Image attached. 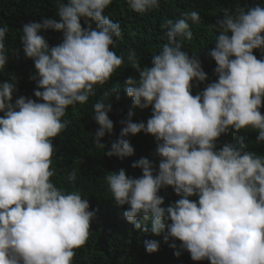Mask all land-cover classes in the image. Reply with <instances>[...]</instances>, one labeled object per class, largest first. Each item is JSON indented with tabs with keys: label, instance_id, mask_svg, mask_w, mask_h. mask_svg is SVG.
<instances>
[{
	"label": "clouds",
	"instance_id": "9594fccd",
	"mask_svg": "<svg viewBox=\"0 0 264 264\" xmlns=\"http://www.w3.org/2000/svg\"><path fill=\"white\" fill-rule=\"evenodd\" d=\"M111 3L67 0L58 8L59 20L45 18L22 27L23 52L36 70L30 77L37 83L34 96L43 102L19 96L12 103L15 83L0 82V264H72L74 249L88 239L95 211L79 193H65L50 181L52 140L67 127L68 121H61L66 108L86 103L95 95L94 85L107 82L124 63L110 50L122 35L120 24L103 14ZM126 3L144 13L157 8L159 0ZM188 20L199 22L200 14L192 11L166 21L167 42L152 56L150 67L141 68L129 52L139 78H126V93L135 106H151L152 112L145 123L132 122L130 111L120 121V137L105 152L120 159L133 155L124 137L143 131L157 141L158 171L154 174L152 163L142 157L132 164L142 170L140 177L120 169L105 179L116 205H128L123 213L128 222L155 235L166 230L165 239L179 240L192 260L264 264V157L243 144L215 150L216 139L229 127L251 126L258 130L257 142L264 141V58L253 54V49L264 51V7L224 10L210 52L218 79L195 96L191 81H205L206 73L195 56L181 50V40L192 39ZM41 29L62 32V42L49 47L38 34ZM6 32L0 27V68L7 62ZM108 101L105 93L93 106L92 119L99 125L93 139L101 147L100 139L113 130ZM76 178L75 171L69 173L70 182ZM165 186L180 198L162 207L158 192ZM193 195L198 200H190ZM149 221L150 229L145 226ZM144 244L149 254L159 249L156 240Z\"/></svg>",
	"mask_w": 264,
	"mask_h": 264
},
{
	"label": "trees",
	"instance_id": "16d2710c",
	"mask_svg": "<svg viewBox=\"0 0 264 264\" xmlns=\"http://www.w3.org/2000/svg\"><path fill=\"white\" fill-rule=\"evenodd\" d=\"M63 3H67V0H0V27L7 28L4 39L7 62L0 68V82L7 80L15 83L16 91L13 93L12 103H15L19 96L43 102L34 96V90H38L37 83L30 77L36 70L33 60L23 52L22 27L26 23L40 22L45 18L59 20L58 8ZM256 4L264 7V0H159L157 8L144 13L131 10L126 0H112L105 8L103 14L113 22H118L122 31L120 38H114L116 42L110 45V50L123 57L124 63L112 73L107 82L94 85L95 95L89 96L86 103H76L66 108L61 121H68L67 127L52 140L54 151L50 170L53 175L50 181L65 193H79L83 199L88 200L89 210L95 211L88 239L83 246L74 249L72 264H210L207 259L192 260L190 254L180 247L179 240H166V230L155 235L150 230L144 232L136 229L124 218L123 213L128 205L117 206L112 199L105 179L111 172L124 169L126 175L138 178L142 175V170L132 167V164L142 157L152 163L154 174L158 171L161 158L156 153L157 141L154 136L141 131L124 137L133 146L134 154L123 159L107 156L105 152L110 149L111 143L120 137L124 126L120 121L128 119L130 111L133 113L132 122L145 123L152 112L151 106L144 109L135 106L132 97L126 93V78H139L138 71L128 59L130 51L135 53V60L141 68L150 67L152 56L158 54L167 42L164 35L167 31L166 21L175 22L179 18H186L192 11L198 12L199 22L188 20L192 39L181 40V50L189 56H195L206 73L205 81L200 82L195 78L191 81V94L195 96L209 83L218 79V74L214 71L216 62L210 56L219 35L216 21L223 17L225 9L229 12H234L238 7L247 10ZM80 23L82 27H86L84 18H81ZM92 27L95 28L94 23ZM38 34L45 38L49 47L56 46L63 40L62 32L51 29H41ZM253 54L257 59L264 58V51L260 49H253ZM105 93L108 94V102L112 105L108 116L113 122V130L100 139L104 144V147H101L93 139L99 125L92 119V115L94 104L104 98ZM117 95L119 99L116 98ZM260 112L264 115V106L260 108ZM0 116H3V112H0ZM257 135L258 130L251 126L239 131L229 127L228 132L222 133L216 139L215 150L228 143L237 147L243 144L246 151L264 157V141L257 142ZM73 171L76 172L77 178L70 182L68 175ZM158 195L164 198L162 207H167L180 198L172 186L162 187ZM189 199L196 201L198 197L193 195ZM145 226L150 229V221L145 222ZM145 240L158 241V251L147 253ZM173 243L176 247L171 246Z\"/></svg>",
	"mask_w": 264,
	"mask_h": 264
}]
</instances>
